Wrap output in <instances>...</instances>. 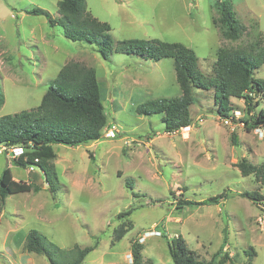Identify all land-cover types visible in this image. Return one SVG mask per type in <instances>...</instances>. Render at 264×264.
I'll return each mask as SVG.
<instances>
[{"label":"rangeland","instance_id":"rangeland-1","mask_svg":"<svg viewBox=\"0 0 264 264\" xmlns=\"http://www.w3.org/2000/svg\"><path fill=\"white\" fill-rule=\"evenodd\" d=\"M216 1L86 0L94 16L110 23L115 41L182 43L196 51L208 76L219 47L264 39V0H232L247 27L237 40L224 37L214 23L220 15ZM58 2L0 0V116L36 108L62 66L75 60L96 69L108 123L98 141L54 145L60 185L55 197L40 167H20L7 150L0 151V177L10 166L16 180L41 186L0 201V264H50L45 255L25 249L32 229L66 251L92 247L82 264H131L134 240L142 244L145 260L172 264L168 240L176 236L199 259L210 260L225 242L223 254L232 259L224 264H245L251 248L252 264H264V203L244 195L255 190L264 195V184L237 166L243 158L264 162V126L246 129L244 100L231 98L233 121L218 115L214 90L196 89L192 124L167 132L162 114H139L136 108L181 96L174 58L114 52L105 59L97 45L72 41L45 15L26 11L41 7L56 17ZM256 76L264 79V65ZM220 195L225 197L217 204L199 203ZM182 200L193 203L181 206ZM123 224L133 227L113 241Z\"/></svg>","mask_w":264,"mask_h":264},{"label":"trees","instance_id":"trees-1","mask_svg":"<svg viewBox=\"0 0 264 264\" xmlns=\"http://www.w3.org/2000/svg\"><path fill=\"white\" fill-rule=\"evenodd\" d=\"M216 4L220 15L214 19V23L221 29L223 36L230 40L242 37L247 27L238 19L232 0H217ZM87 7L86 0H59L56 17L41 7L28 8L26 11L45 15L51 26L60 25L65 36L72 41L97 45L105 59L114 52L137 54L154 60L174 58L181 96L151 99L136 108L139 114H162L167 132L192 124L190 108L196 101V89L214 90L218 115L233 121L235 115L232 113L231 98L244 100L248 118L242 121L246 129L250 131L264 126V108L258 109L264 98V79L256 76V70L264 65V39H255L247 46L219 47L213 75L208 76L202 71L194 49L179 42L159 39L128 38L115 41L110 23L101 21ZM107 123L96 69L72 60L62 66L36 108L0 116V144L7 147L22 146L24 153L13 160L23 168L34 165L40 167L55 197L60 185L56 165L52 162L56 157L54 145L75 147L98 141ZM233 141L237 143L235 134ZM237 166L243 175L254 174L257 181L264 184V162L254 164L243 158ZM127 183L133 186L132 180H127ZM40 189L41 186L33 181L16 180L10 166L5 167L0 177V201L3 204L10 194ZM244 195L259 204L264 203V195L258 190L245 192ZM223 197L215 196L199 203L217 204ZM192 203L189 200L180 202L181 206ZM132 227V224H123L116 228L113 241L121 240ZM168 241L172 264H224L232 259L229 254H223L225 242L207 261L199 259L183 237L176 236ZM25 249L45 255L50 264H82L92 247L76 245L66 251L41 231L32 229L27 234ZM247 254L249 259L245 264H252L256 251L251 248ZM132 256L131 264H156L144 259L142 244L138 240L132 243Z\"/></svg>","mask_w":264,"mask_h":264},{"label":"built area","instance_id":"built-area-1","mask_svg":"<svg viewBox=\"0 0 264 264\" xmlns=\"http://www.w3.org/2000/svg\"><path fill=\"white\" fill-rule=\"evenodd\" d=\"M107 134H108L107 136L109 137L114 136V128L110 129ZM1 147L2 148H0L1 149L0 151L7 150V154L13 158H17L24 153V148L22 146H11V147L1 146Z\"/></svg>","mask_w":264,"mask_h":264},{"label":"crops","instance_id":"crops-1","mask_svg":"<svg viewBox=\"0 0 264 264\" xmlns=\"http://www.w3.org/2000/svg\"><path fill=\"white\" fill-rule=\"evenodd\" d=\"M31 168H32V167H30V169H31ZM32 169H33V168H32ZM32 169H31V170H32ZM28 252H29V251H28ZM29 253H34V252H29ZM30 260L32 261L33 259H30Z\"/></svg>","mask_w":264,"mask_h":264}]
</instances>
